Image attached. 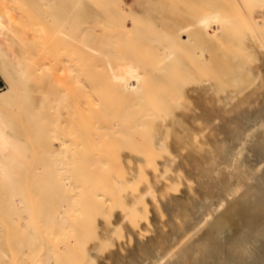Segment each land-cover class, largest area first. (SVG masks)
<instances>
[{
  "label": "bare ground",
  "instance_id": "1",
  "mask_svg": "<svg viewBox=\"0 0 264 264\" xmlns=\"http://www.w3.org/2000/svg\"><path fill=\"white\" fill-rule=\"evenodd\" d=\"M44 1L40 11L46 6L55 14L38 10L39 18L57 27L54 36L90 50L91 61L83 79L71 58H60L54 84L42 93L41 126L36 119L26 123L51 143L38 153L40 164L29 161L13 118L1 114L18 99L31 112L23 98L33 89L21 72L26 65L15 49L14 22L0 10V74L10 87L0 93V184L9 193L0 197V216H12L6 224L16 222L21 234L26 230L25 237L6 238L21 248L20 264L41 238L39 227L48 241L37 243L40 264H255L257 257L264 264V206L250 189L251 182L264 185V171L252 181L243 172L258 167L264 147V0ZM71 92L97 116L92 153L79 151L90 163L75 169L66 166L79 160L64 128ZM253 102L260 109L240 127L243 136L222 142L224 126L214 121L237 118ZM233 103L225 117L219 107ZM84 122L77 126L85 132ZM214 155L221 158L209 164ZM238 168L242 181H251L247 187L239 188ZM72 169L76 174L68 175ZM101 173L110 174L109 194L93 186ZM124 179L128 189L119 187Z\"/></svg>",
  "mask_w": 264,
  "mask_h": 264
},
{
  "label": "rangeland",
  "instance_id": "2",
  "mask_svg": "<svg viewBox=\"0 0 264 264\" xmlns=\"http://www.w3.org/2000/svg\"><path fill=\"white\" fill-rule=\"evenodd\" d=\"M51 1H53L55 4H58V2L60 0H51ZM62 1L68 2L70 0H62ZM44 5H45V1L44 0H34V1L33 0H0V10H2L1 12H4V15L7 14V17H9L14 22V25H15V28L12 31V34H14V36H15L14 38H15V40H17V43H18L17 46L15 47V49H16L18 55L21 57V59L24 60V61L22 60V62H24L25 65H26V68L23 69L21 72L25 76L24 82L28 83L26 86L28 88L30 87V88L33 89L32 93L29 95V99L28 98L26 99V97H25V99L23 98V101L24 100L25 101L28 100V102H29V100L31 101L29 103V105L31 104V106H30V107H32V111L31 112H32V115L33 114L34 115H33L32 119L29 118V116H31V115H29V114H31L29 109H31V108H29L27 110L29 113L25 112V109L28 108V107L26 106L25 102H24V106H23V102L21 104L22 99L16 100L14 102L13 106H12V109L11 108L9 109V106L8 107H4L3 110L1 109L2 110L1 114L3 113L2 115L5 116V117H8L9 119H10V117L13 118L12 119V123H11L12 126H13L12 128H14V133H16L15 135H17L18 137L22 138V140H21L22 141V145H25V147H28L26 155L28 156L29 161L36 160V162L38 164H40L39 162L43 159V156H42L43 153L42 152H46L48 150L47 146H49L51 142H48V141L46 142V139H45V141H42V139L45 137L44 136L45 133H43V132L41 133V131L39 129V126H38L37 132H36V130L34 131L35 128L31 129V128H29L27 126V124H30L31 121H34L35 119H36V121H38L40 126L42 124V121H41L42 117L41 116H37V114L41 115L42 110L39 111L40 114L37 111L39 109H41L40 105L42 103V98L41 97H42L43 90L46 89L47 87H49L53 83L52 82L53 80H56L58 75H56L54 72H56L57 65L60 63V58L65 57V56L68 57V58H71V61L74 64H76L75 67H76L77 73L83 79H87L88 66L85 65V63L91 61V58L88 57L90 50L88 51L87 49L85 50V49L79 48V47L82 46V44L81 45L80 44H78V45L77 44H73V43L68 41L67 37H56V36L53 35V33H54L53 31H56L57 27L56 26H51L49 23H46V22L42 21L40 19L41 17L39 18L38 14H37V13H39L38 10L40 11V9H42L41 7L44 6ZM36 8H38V9H36ZM43 8L44 9L40 11V12L44 11V13H41L42 15L45 14L47 16V14H51V15L53 14V11H54L53 9L54 8L51 10L52 12L49 11L50 8H48V7H47V9H45L46 6L43 7ZM46 11H48V13ZM54 14H55V11H54ZM84 24H85L84 21H82L81 19L78 20L77 27L75 28V31L73 32V36L79 38V34H78L77 31H78V29L83 28ZM96 36H98V35H96ZM28 43H30V44H28ZM83 70L86 71V72H84ZM46 71H47V73H46ZM46 74L48 76L44 77L45 78L44 79L42 76H45ZM0 79L6 85V90L4 92L8 91L9 88H10L9 84L5 81V79L2 77L1 74H0ZM74 93L75 92H71V104L67 107V110L64 111L65 114H66L65 117H67V122H66L64 128H65V133L68 132L67 136L65 138L67 140H69V142H70V144L72 146V149H73L75 157L79 161H82L80 163H79V161H78V163L76 161H71L70 164L66 165L69 168L71 167V168L75 169V168H77L79 166L78 164H81V166L83 167V165L86 166V164H87V166H88L89 165L88 163H90L89 162L91 160L90 157L84 158L86 160L88 159V161L85 163V160L83 159L82 153L79 152V151L84 150L83 147H85L88 150V152L92 153V148H91V142L92 141L91 140H93V135L91 134L92 133V129L91 128L95 124V119H96L97 116L95 115V113L93 111H85V107L86 106L85 105L82 106V102L80 103V99L78 97H76L74 95ZM81 101H82V99H81ZM28 102H27V104H28ZM235 103H237V102H235ZM235 103H233L229 107H223V108L219 107V110L221 109L224 112L223 113L224 116L225 115L228 116L229 113H230L229 110H232V109L235 108V105H234ZM256 103L253 102L252 105H250L251 107H249V108H251V109H248V107L246 106L245 108H246L247 111L246 110H244V111L242 110L243 112H239L241 110L240 109H239V111L237 110V116H238V114H241V113L243 114L244 113L243 116H242V114L239 115V117H241V119H239V117L236 118V116H235V118H236L235 119L233 116L229 115L230 119L224 118V117L221 116L223 119L219 118V119H216L217 121H214L213 124H215V125L223 124V126H224V129H222L224 133L221 130V132H222L221 134L222 135L220 134L222 137H220V135H219V137L221 138L222 142H224L225 140H228L227 141V144H228L229 141H231V138L233 136H236L239 133L240 134L242 133L241 136H243L245 130H241L240 127H242V125L245 124L246 122L247 123L250 122L249 117L251 118L252 116L255 115V113L257 111L256 109H260L258 106L260 105L261 102H256ZM73 104H76V105L73 106ZM253 104H254V107H253ZM79 106H81L80 107L81 109H79ZM255 107H256V109H255ZM245 108H243V109H245ZM252 109H254V110H252ZM8 110H9V112H8ZM249 110H250L251 113L248 112ZM33 111H34V113H33ZM253 112H254V114H253ZM5 113H6V115H5ZM26 113H28V114H26ZM261 114L262 115H260V120L259 121L262 123V121H264V110L262 111ZM25 115H27L28 117L25 116ZM244 115H247V117L246 116L244 117ZM82 116L84 118L82 123L77 120V124H75L76 121L74 119L76 117H80V120H82ZM243 117H244L245 121L242 120ZM72 118H73V120H72ZM236 120H238V121L236 122ZM241 120H242L243 123L241 122ZM84 121H86V124H85L86 126L84 125V128L87 127V128H85V132L86 133L82 130L81 127H80L81 129L78 127V126L83 125V123H85ZM80 123H81V125H79ZM235 123H237V125H235ZM253 123L254 122H251L250 124H248V126H252ZM231 124H233V125H231ZM238 124H239V126H238ZM23 125H24V127H23ZM72 125L73 126L74 125H76V126L78 125L77 127L80 130L77 128L76 131H75V128H74V131L77 132V133H75L74 131L72 132L71 131L72 128H73ZM99 125L101 126L102 123H99ZM233 126H235V128ZM70 128H71V130H70ZM233 128H234L235 131L232 130ZM68 129L70 130V132L67 131ZM226 130H227V132H226ZM231 130L234 132V134H233V132ZM70 133L72 134V137H75V138L77 137L78 138L77 139V142H79L78 144H77V142L74 141L75 140L74 138H73L74 140L70 139L71 138V134ZM83 133H85V134H83ZM230 133H232V134H230ZM75 134H77V136H75ZM61 136H63V135H61ZM227 136H229V138H226ZM258 137H259V134L253 135V137H250V138H258ZM251 140H253V139H251ZM72 141H74V142H72ZM52 143H53L52 145L57 147V145H58L57 141L56 142L52 141ZM74 143H76V145L79 148L75 147ZM232 144L233 143L231 142V145ZM34 145H35L36 148H34ZM38 145L40 146L39 148H38ZM160 146H161V144H160ZM80 147H82V149H80ZM45 149H47V150H45ZM74 149L76 151H74ZM106 149H107V145L104 142V143H102L99 146V150L102 151L100 154H103V152ZM40 152L42 154H39L40 155L39 156L38 153H40ZM35 154H36V156H35ZM37 155H38V157H37ZM217 155L213 156V157H215L214 160L211 157L213 161L210 158V160L212 162L210 161L209 164H213L214 161H216V164H217V162L219 161L218 160L219 157L221 158V156H217ZM33 157H34V159H33ZM76 165H78V166H76ZM24 168H26V166ZM240 168L236 169V170H238L237 173H239V174H237V176H239V178H241V179H239V180H241L239 182L240 183L242 182L241 185H240V183L238 184L239 188H241L242 185H244V187H247V186H245L247 184L246 181L251 182L252 181V176H254V174H255V178L257 179L258 175H256V172H258L260 174L261 170H262V172L264 171V147H263V151H260L258 167L255 168L256 171L253 169L254 167L251 168L252 172L254 170L253 173L251 171H250L251 172L250 173L249 169H247V171H243L242 170L244 173L246 172L245 174H247V177H249V175L252 174V175H250V177H251L250 180L251 181L246 176H244V177H246V179L244 178L245 182L242 181L243 180L242 179L243 178L242 174H244V173L240 170ZM244 168L246 169L247 167L244 166ZM74 169H72L68 173V175L76 174L74 172L75 171ZM240 171L242 172V174H241ZM133 173H134V180H137L139 175H140V173H138V170L134 171ZM121 175H122V173L117 171L116 177L119 178V177H121ZM109 176H110V174L108 175L107 173L106 174L103 173L101 175V177L97 180V183L94 182L93 186L95 187V189L96 188L97 189H101V188L106 189L107 194H109V190L113 186L112 185L113 183L110 182V177ZM261 177L264 178V175L262 174ZM259 180H260V178H258V180H253V181H255L257 183V181H259ZM261 186H262V184L258 185V186H255L251 182L250 189L254 192V201L257 204H261L262 206H264V185L262 187ZM119 187L120 188L127 187L126 189H128L129 188V183L127 182V180L124 179L123 181H121ZM6 193L9 194L8 190L6 189V187L4 185L0 184V197L6 198L8 196ZM26 198H27V200H29V198H31V197L28 195V197H26ZM115 200L116 201H113V202L109 201L107 203L108 204V207H107L108 209H109V204H111V203L112 204H116V203L119 202L118 201V195L115 198ZM123 200H124V198H123ZM124 201H127V200H124ZM0 205H1V202H0ZM0 208H1V206H0ZM12 219H13L12 216H9V217H6V216H2L1 217L0 216V222L4 224V226H0V229L2 228V232L0 231V237H2V236L4 237V242L0 241V250H1V253H0V264H20V257L22 256V254L20 253L21 248H18V245H17L15 239L13 240V242L16 244V247H13L12 244H10L7 241L6 238L8 236H14V237H16V239H19L22 236L25 237L26 236V230L23 231L22 234H21L20 227H19V225L16 222H15V225H13V226L7 225L6 222L8 220H12ZM97 219H100V220H103V221H108L109 220L108 216L107 217L101 216V217H99ZM37 225H36V228H37ZM37 229L39 230L38 233H40L39 235H40L41 238L38 239V241L36 243H33V247L31 245H28L30 248L32 247V251L33 252L30 251L29 254L26 255V257H25L26 258V262L24 264H40L38 259H39V256H40L41 253L39 252L40 249L36 250V247L39 244H41L40 242L45 244L48 241L45 239V237H42L43 229H42L41 232H40V229H41L40 227L37 228ZM59 242H60V240H56L55 243H59ZM37 243H38V245H37ZM96 243L92 242L93 247H94V244H96ZM129 243L130 242L126 243V245H129ZM255 260H256V262H259L258 261V257L255 258ZM256 262H255V264H256ZM257 264H259V263H257ZM262 264H263V262H262Z\"/></svg>",
  "mask_w": 264,
  "mask_h": 264
},
{
  "label": "built area",
  "instance_id": "3",
  "mask_svg": "<svg viewBox=\"0 0 264 264\" xmlns=\"http://www.w3.org/2000/svg\"><path fill=\"white\" fill-rule=\"evenodd\" d=\"M6 90V85L3 83V81L0 79V93L4 92Z\"/></svg>",
  "mask_w": 264,
  "mask_h": 264
}]
</instances>
